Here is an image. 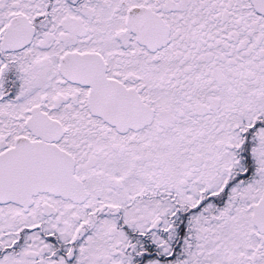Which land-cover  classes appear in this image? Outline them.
I'll list each match as a JSON object with an SVG mask.
<instances>
[{
	"label": "snow or ice",
	"instance_id": "snow-or-ice-1",
	"mask_svg": "<svg viewBox=\"0 0 264 264\" xmlns=\"http://www.w3.org/2000/svg\"><path fill=\"white\" fill-rule=\"evenodd\" d=\"M0 264H264V0H0Z\"/></svg>",
	"mask_w": 264,
	"mask_h": 264
}]
</instances>
